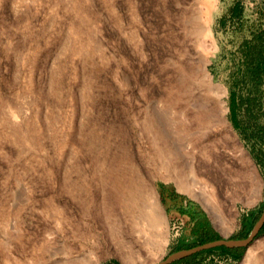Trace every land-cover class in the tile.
<instances>
[{
	"label": "rangeland",
	"instance_id": "1",
	"mask_svg": "<svg viewBox=\"0 0 264 264\" xmlns=\"http://www.w3.org/2000/svg\"><path fill=\"white\" fill-rule=\"evenodd\" d=\"M263 210L264 0H0V264H159Z\"/></svg>",
	"mask_w": 264,
	"mask_h": 264
},
{
	"label": "bare ground",
	"instance_id": "2",
	"mask_svg": "<svg viewBox=\"0 0 264 264\" xmlns=\"http://www.w3.org/2000/svg\"><path fill=\"white\" fill-rule=\"evenodd\" d=\"M151 201H153V198H150V202ZM146 215H148V218L144 220V229H143L144 231H142V234L138 235L140 238H143V241L138 239L135 241V243H133L137 247V249L134 247V245L132 244L130 245L127 253L131 255L137 252V250L144 248L145 244L147 243L152 245V247L148 251L151 257L154 256L155 252L158 249H163L166 245L169 244L167 233L163 231L166 219L161 215V213H159V211H157V207L154 208L151 207L150 210L146 211ZM160 234H161V239H159L158 241H154L153 237L154 236L158 237V235ZM252 253H253L252 249H249L246 254L245 261H249L252 258Z\"/></svg>",
	"mask_w": 264,
	"mask_h": 264
},
{
	"label": "water",
	"instance_id": "3",
	"mask_svg": "<svg viewBox=\"0 0 264 264\" xmlns=\"http://www.w3.org/2000/svg\"><path fill=\"white\" fill-rule=\"evenodd\" d=\"M263 226H264V210H263L261 217L259 218L256 225L254 226L252 232L246 239L235 240V239H227L225 236H221L219 240L209 242L203 245H199L191 249L178 251L170 255L166 260L160 262L159 264H173L174 262L183 260L197 253L216 249L219 247H226L228 249L247 247L255 239V237L261 231Z\"/></svg>",
	"mask_w": 264,
	"mask_h": 264
},
{
	"label": "trees",
	"instance_id": "4",
	"mask_svg": "<svg viewBox=\"0 0 264 264\" xmlns=\"http://www.w3.org/2000/svg\"><path fill=\"white\" fill-rule=\"evenodd\" d=\"M238 10V9H237ZM201 226L199 229H195L194 233L197 236L198 242L189 246L188 248H193L199 245H203L209 242H213L216 240H219L221 237L219 236V234H217L209 225V223L205 220H203L202 222H200ZM251 227L248 228V231L246 233H244L243 235H241L238 239H245L248 236V232L250 230ZM261 232H264V226L261 230ZM187 248V249H188ZM220 251L221 253H224L228 256H230L231 258L238 260L240 259V257L242 256V253L244 252V248H236V249H228L226 247H219L216 249H212V250H208L205 252H212V251ZM202 252V253H205ZM202 253H197L187 259L181 260V261H177L174 262L173 264H182V263H186V264H192L191 260H194L197 256L201 255Z\"/></svg>",
	"mask_w": 264,
	"mask_h": 264
}]
</instances>
